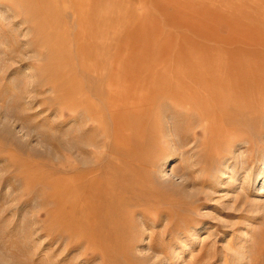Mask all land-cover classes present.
<instances>
[{
    "label": "rangeland",
    "instance_id": "obj_1",
    "mask_svg": "<svg viewBox=\"0 0 264 264\" xmlns=\"http://www.w3.org/2000/svg\"><path fill=\"white\" fill-rule=\"evenodd\" d=\"M262 169L264 0H0V264H264Z\"/></svg>",
    "mask_w": 264,
    "mask_h": 264
},
{
    "label": "bare ground",
    "instance_id": "obj_2",
    "mask_svg": "<svg viewBox=\"0 0 264 264\" xmlns=\"http://www.w3.org/2000/svg\"><path fill=\"white\" fill-rule=\"evenodd\" d=\"M175 168V167H174ZM173 171V170H172ZM174 171H175V169H174ZM261 175H264V169H262V171H261ZM260 175V176H261Z\"/></svg>",
    "mask_w": 264,
    "mask_h": 264
}]
</instances>
